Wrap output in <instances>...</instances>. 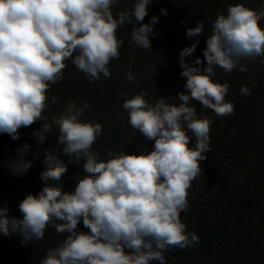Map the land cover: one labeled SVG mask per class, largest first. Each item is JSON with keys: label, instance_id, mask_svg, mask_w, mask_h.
Wrapping results in <instances>:
<instances>
[{"label": "clouds", "instance_id": "1", "mask_svg": "<svg viewBox=\"0 0 264 264\" xmlns=\"http://www.w3.org/2000/svg\"><path fill=\"white\" fill-rule=\"evenodd\" d=\"M117 0H0V134L13 140L22 128L43 121L33 131L39 145L47 134L58 129L56 146L44 152L40 173L43 186L37 194H27L18 204L20 217L0 207V233L18 235L21 243L42 240L51 226L63 240L48 249L40 264H166L164 253L187 249L199 242L195 232L187 231L181 213L189 208L188 194L201 174V162L211 151L208 117H198L191 101L199 102L218 117L235 112L226 101L229 83L213 79L218 66L225 73L247 70L243 61L254 62L264 56V8L253 9L243 3L230 4L219 14L206 38L203 59L186 61L196 51L199 39L179 52L185 91L178 94V105L165 97L147 99L141 91L130 98L125 93L122 108L129 125L147 141L151 151L127 153L106 150L101 158L93 145L102 134L99 122L82 119L92 107L84 101L65 105L62 113L49 117L48 92L62 81L66 61L90 82L110 78L109 64L120 56L123 40L117 30L132 25L131 39L144 50L152 49L158 16L143 23L153 0H135L130 10L113 15ZM162 15L167 10L161 9ZM202 20L186 29L192 39L204 34ZM206 61V66L204 62ZM128 82L135 77L126 73ZM127 87V85H125ZM242 95L251 90L242 86ZM57 98L51 97V104ZM195 142L191 143L192 138ZM31 146L17 148L11 161V174L22 176L32 167L27 159ZM68 163L81 165L82 175L73 189L65 190L62 178ZM82 162V163H81ZM83 224L87 231L80 230Z\"/></svg>", "mask_w": 264, "mask_h": 264}, {"label": "trees", "instance_id": "2", "mask_svg": "<svg viewBox=\"0 0 264 264\" xmlns=\"http://www.w3.org/2000/svg\"><path fill=\"white\" fill-rule=\"evenodd\" d=\"M134 3L135 0H117L112 8L114 17L118 12L130 10ZM237 3L257 10L264 8V0H153L143 21L148 23L152 16L159 17L150 37L152 49L135 45L131 39L132 25L119 28L117 37L123 40V45L119 58L109 64L111 77L90 82L71 60L66 61L62 81L50 87L49 108L44 114L50 122L51 116L62 113L66 104L75 102L80 106L88 101L92 107L82 119L103 126L102 134L93 145L101 158L107 149L124 151L126 132L133 133L127 153L144 152L154 141H147L129 125L127 112L122 108L124 94L130 98L147 91L150 102L162 96L170 104L181 103L177 97L185 91L186 78L180 76L179 52L199 39L195 53L186 61L203 59L213 22L219 14L226 13L230 4ZM162 8L167 10L166 16L161 14ZM200 20L205 26L204 34L188 39L186 29L196 27ZM260 24L264 27V20ZM243 63L247 65L244 72L234 69L225 73L217 66L213 77L220 83H229L225 99L234 103L233 115L221 118L199 102L191 101L198 117L206 116L213 121L211 151L201 162V174L189 189L190 206L181 213L187 231L195 232L200 239L187 249L165 252L166 264H264V56ZM129 71L135 77L133 82L127 80ZM242 86L251 90L249 95L241 94ZM53 96L57 98L54 105L51 104ZM42 123L37 121L31 127L22 128L18 140L0 134V207L6 205L10 216L20 217L19 202L29 193L37 194L43 186L40 178L43 154L55 148L58 129L54 126L47 134V141L39 145L32 133ZM194 142L193 137L191 143ZM24 143L31 146L26 158L32 161V167L24 175L15 176L9 165L17 157V148ZM61 159L68 166L62 183L65 190H71L82 175V167L68 163L67 156L62 155ZM78 228L87 231L82 221ZM63 238L49 226L42 240L24 246L18 235L0 233V264H40L48 249L58 246Z\"/></svg>", "mask_w": 264, "mask_h": 264}, {"label": "rangeland", "instance_id": "3", "mask_svg": "<svg viewBox=\"0 0 264 264\" xmlns=\"http://www.w3.org/2000/svg\"><path fill=\"white\" fill-rule=\"evenodd\" d=\"M132 134H133L132 132H126V145H125V149H124L125 152H129L130 151V148H131L130 140H131ZM152 147L153 146H150V147L146 148L144 151H147V150L151 151Z\"/></svg>", "mask_w": 264, "mask_h": 264}]
</instances>
